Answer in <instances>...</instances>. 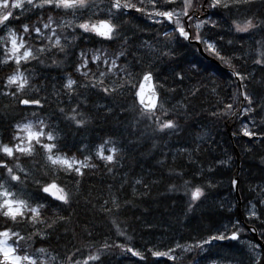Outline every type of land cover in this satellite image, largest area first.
<instances>
[{
    "label": "snow or ice",
    "instance_id": "1",
    "mask_svg": "<svg viewBox=\"0 0 264 264\" xmlns=\"http://www.w3.org/2000/svg\"><path fill=\"white\" fill-rule=\"evenodd\" d=\"M147 3L151 5V11H146L145 0H138V3L130 2V0H100V3H97L96 0H0V71H7L6 79H0V86L4 89L0 90V96L10 97L15 101V105H11L14 111L17 105L24 106L20 111H26L33 105L42 109L41 99L26 91L31 88L29 77L25 75L28 70L26 66L30 65L32 61L43 64L48 56L74 57L76 53L71 51L73 40L85 35L99 37L101 43L123 40L121 47L124 50L115 51L111 58L109 53L102 49L96 50L90 58L88 53L81 50L73 68L75 73H79L80 77H83V82L74 79L72 73H69L60 90H57L53 85V94L59 96L63 91L71 98L73 95H80L78 89L82 88L102 92L108 96L116 93L118 88H126L129 92H134V96L139 102V107L135 103L132 106V110L138 116V122L151 121L149 127H152L153 134H175L180 128V124L177 119L170 117L177 113L169 110L166 106L167 100L159 96L152 86L154 74L151 70L145 71L142 78L137 79V74L130 71L128 67L119 68V71L124 74V82L114 83L111 88L105 84L112 69L119 67L117 60L130 54L124 47L130 43L124 32L125 25L129 21L124 17L129 15L128 10L135 9L137 12L146 14L154 24H163L164 21H167V24L173 27L171 31H164L166 37H172L175 40L183 38L189 43L194 40L197 45L203 44L207 52L231 70L236 88L231 96L232 102L218 100L216 110L211 112V116L218 120H230L233 124L239 120L240 132H233V136L242 134L243 137L248 138V143L258 139L259 143L264 145V76L257 80L255 67L249 70L246 59L244 63H237L243 57L235 54L238 50L234 47V41H228V45L233 46L232 54L229 55L216 39L218 37L219 41H223L225 33L212 31L222 27L220 20H224V23L227 24L228 19H232L233 11L237 13L244 11L248 18L242 24L233 20L235 32L248 33L249 35L260 34L261 38L256 41L259 47L256 49V57L252 63L254 66H259V70L264 73V10H262L264 9V0H260L259 7H256L257 0H181L180 4H178V0H147ZM253 8H256V11H253ZM222 10L229 14L227 18L222 15ZM197 11L201 12L203 18L196 15ZM37 13H39L38 16ZM86 14L87 18H85ZM68 16H71V19H58V17ZM33 17L37 18L33 20ZM213 17L219 19H213ZM193 21H195L194 25ZM193 26L195 34L189 31V28ZM69 28L73 30L70 33L66 31ZM61 29L65 30L66 34H60L59 30ZM205 29L207 31H203ZM176 33L178 36L175 35ZM228 33H231V28L228 29ZM69 36L72 37L71 40ZM29 41L32 43L30 44ZM242 47L243 45H241ZM54 49L55 51H53ZM97 53H102L104 70L99 67L101 54ZM164 55H168V53H164ZM139 62L137 61V63ZM63 63L64 61L60 59L52 60V66L57 68L61 67ZM93 64L97 66L95 71L91 67ZM176 79L183 83V73H177ZM253 84H255L254 87ZM146 85L148 86L147 104L145 103ZM160 87L164 88L165 83L162 82ZM169 90L175 91V89ZM35 91L38 92L39 89ZM199 91V87H194L188 92V95L195 97ZM59 111L65 115V119L75 122L77 127L88 123L84 119L83 113L79 111V105L71 109V115L65 113L64 108H60ZM32 115L35 117L38 116V113L33 111ZM249 124H251V128ZM48 128L49 125L43 119H38L35 122L17 121L7 129L10 132L7 142H5V138L0 137V264H49L50 261L56 262V264H89V261L99 262L101 260V250L99 249L96 254L89 255L83 260L76 258L80 249L59 260L56 256L49 257L48 249L45 247L36 249L38 255L27 252L23 255L20 254L24 251L19 246L20 242L25 240V236L21 235L19 230L22 226L25 228L30 226L35 229L29 234V239L38 237L40 241H43L48 238L49 229H53L65 221H70V217L60 215L55 209H59L61 205L71 206L72 192L61 187L55 180L51 183L43 181L34 174L33 169H43L42 175H47L49 169H55L83 176V169L97 167L95 163H92V155H85L83 160H77L75 156L67 155L58 146L57 135L53 131H46ZM109 143H112L113 147L106 149V145ZM247 150L251 151V149ZM105 151L109 154L105 155ZM117 151L113 141L105 140L97 148L95 158L111 165L115 162ZM194 151H199V145ZM37 157L40 159L38 160ZM25 158L33 161V169L24 167ZM189 159L190 163H195L191 159V154H189ZM218 163L223 164L226 161ZM261 163L264 164V156H261ZM211 171L213 169L209 168V172ZM174 174L179 179H183L185 175L183 172ZM29 178L36 185L35 192L26 193L23 188L19 189V192L12 190L21 185L26 186ZM197 179H203L202 168L196 176H193L192 180H184L183 186L191 192V199L188 203L189 211L193 210L195 202L205 196L204 185L198 183L192 187L193 180ZM137 183L140 181L138 180ZM239 183L238 176L233 178L231 181L233 189L238 190ZM207 187H215V184L209 180ZM172 188L175 190L176 186L173 185ZM258 196L262 198L260 202L264 203V188L260 189ZM107 203L105 201V204ZM112 203L117 209L119 208L115 198ZM101 207L103 211H112V209ZM49 209H53V211L49 217H46L45 212H48ZM246 212H248L249 220L253 218L259 220L261 227H264V215L257 214L255 204L252 205L251 210L246 209ZM113 224L115 225V221ZM223 229V231L217 229L216 234L210 236L209 239L199 241L194 245L185 247L177 243L176 248L190 252L193 248L203 250V246L212 241L229 239L236 241L239 239V234L244 231V223L239 220L232 223L233 230L230 236L228 235L229 225H223ZM251 231L255 232L256 228H251ZM117 234L125 235L119 227H117ZM88 235L91 236V232ZM259 235L264 237V231H261ZM13 240L14 243H10ZM35 242L33 240V243ZM256 247L257 245L248 244L251 254L250 264H264V259L257 257ZM110 248H119L141 260L146 259L141 251L134 250L127 244H108L106 242L103 245V249ZM148 251L153 257L167 256L169 260L173 261L178 259L174 254L175 248H169L167 252L154 251L151 248ZM254 257L255 259H253Z\"/></svg>",
    "mask_w": 264,
    "mask_h": 264
},
{
    "label": "trees",
    "instance_id": "2",
    "mask_svg": "<svg viewBox=\"0 0 264 264\" xmlns=\"http://www.w3.org/2000/svg\"><path fill=\"white\" fill-rule=\"evenodd\" d=\"M96 2L100 3V0H96ZM130 2L138 3V0H130ZM257 2H260V0H257ZM145 7L146 11L152 10L151 5L147 3V0H145ZM128 12L129 15L125 16L124 19L128 20L129 23L125 25L124 32L127 38L130 40V43L124 47L129 51L130 54H127L126 56L121 57L119 60H117V64L119 67L112 69V72L109 73L108 79L105 81L107 87L111 88L114 83L119 84L124 82V74L119 71V68L128 67L130 71L137 74L138 70L136 69V67L141 65V62L144 60L149 61L150 63H152V65H155L156 68L160 69L167 67L168 64H174L172 61L173 58H175V56L179 58L182 55L179 51L178 53L176 52V54L171 53V50L168 47L166 50V53H168V55H165V61H162L158 56L159 52L157 51V44L164 41L172 45L173 43H177V49L182 51V53H187L194 60H202L197 55L196 47L193 44L188 43L181 38L179 40H175L172 37H166L164 35V31L167 30V28H169L167 31H171L173 26L170 27L165 21L163 22V24H154L151 20V22H149L146 14L137 12L135 9H130L128 10ZM38 15L39 13H37V16ZM36 18L37 17H33V20H35ZM85 18H87V14ZM247 18L248 15L242 18L228 19L227 24L224 23V20H220V24L222 27L220 29L212 30L213 32L223 31L225 33L223 41H219L218 37H216V39L218 40L219 45L223 46V48L229 55L232 54V49L228 45L229 40H233L234 44L235 42H238L239 45L240 43H245L247 37H251L256 41L259 40V33L249 35L248 33L235 32L233 20H235L237 23L242 24ZM58 19H71V16L58 17ZM213 19L219 18L213 17ZM165 25H167V28H165ZM229 28H231L230 34L228 33ZM66 31L70 33L73 30L69 28ZM191 31L193 34H195V28L191 29ZM203 31L207 30L205 29ZM59 33L66 34L65 30L63 29L59 30ZM175 35L178 36L177 34ZM241 37L243 39H240ZM69 39L71 40L72 37L69 36ZM29 43L31 44L32 42L29 41ZM122 44L123 40H117L113 43H110L108 41H104L103 43H101L99 37L88 35L77 38L73 40L71 48V51H74L76 55L74 57L70 56L73 59V62L68 69L65 67L67 69L66 71H64L63 68L64 64H62L59 68L52 66L53 59L64 60V58H67L62 55L48 56L45 58V62L43 64L32 61L30 65L26 66L28 70L25 72V75L29 77L31 84V88L27 89L26 91L28 94L41 99V102L43 104L42 109L33 105L30 106L26 111H20V109L24 106L17 105L14 111L11 105H15V101L8 100L0 96V114H6L8 116L5 132L0 134V137L5 138V142H7V137L10 135V132L7 131V129H9L12 124L16 123L17 121L35 122L38 119H43L49 125V128L46 129V131H53L54 134L57 135V144L67 155L75 156L79 160H83L85 155H92V163H95L97 165L95 169H83V176H79L75 173L68 174L64 171H57V173H54L51 170H48L47 175H42L43 169H33V161L25 158L24 167L33 169L34 174L45 182L51 183L53 180H55L61 187H65L66 190L71 191L73 196L71 200V206L61 205L59 209H55V211H58L60 215L70 217V221H65L64 223L57 225L55 228L49 229V236L47 239L43 241H40L38 237L29 239V234L35 231V229L31 228L30 226L27 228L22 226L19 229L21 235L25 236V240L21 241L19 245L20 248L24 250L20 254L23 255L25 254V252H27L28 254L36 255V249L40 247H45L49 251H52L51 248H53L58 243V236L62 238H64L65 236H69L75 242H80L82 244V247L80 248L81 251L77 254L76 257L80 260L87 258L89 255L96 254L97 250L99 249L101 250L100 256H102L103 253L112 254L115 257V264H203L202 261L207 258L209 253L222 250L221 247L223 245H229L230 249H233L235 252H231V254L220 253L215 258H212L213 260L211 262L214 264H230L234 261H238L240 255H235L236 250L240 251L238 249L237 240L226 242L214 241L215 244H205L203 246V250L193 248V250L190 252H185L182 248H179L175 253V255L178 257L176 261L169 260L165 256L153 257L151 255V252L148 251V249L151 248L154 251L165 252V250H168L172 247L173 239H170L168 241L157 240L159 242L155 244H148V242H155L153 241L155 238L150 234L152 232H155L157 227L159 229V226L157 225L163 227L166 226L168 222L171 223V220H173L172 223H178L181 219H188L192 216V213L196 208H200L203 205L204 198L201 197V199L195 202V204L193 205V210H188V203L191 199V192L186 190L183 185L184 180H192L193 178L188 177L192 174H186L187 171L189 172L190 168H183L179 171L185 173L184 178L180 179V189L177 192L170 194L174 196H180L182 198V208L179 209V211H176L174 209L167 211V208L171 205H169L168 203L163 204L162 202H160L157 206V210L155 211L156 213L154 212L153 214H150L147 212V210L144 211L141 219L139 220V218H137L136 222L134 223V226L136 227L132 225V227H134L133 229H128V226H126L122 222H118L115 225L113 224L116 229L117 227H119V229L125 233V235L123 236L118 235L117 231L113 228L111 229L112 234H109L107 232L108 230L105 231L102 229L104 226L102 223L103 218L107 217L109 212L103 211L101 206L111 209V207L114 206L112 203L113 198L116 199L125 194L117 188V190L108 189L107 192H100L101 188L97 187V185L101 183L100 179H106L105 176H103L102 172L108 173L109 176L110 174H112L108 170L109 168L130 163L132 161V158L127 155L126 151H117V154H119L121 158L117 160L118 155L115 154L114 164L108 165L106 164V162L95 158L97 149H87V145H96L98 148L99 145L102 144L105 140L113 141V136L121 133V128L123 126L132 127L131 124L140 126L146 121L138 122V116L132 110L133 104H136L134 92H129L126 88L120 90V95L126 100L125 106L116 105V98L113 95H109L106 98L102 97V99H100V94L102 92H97L95 90H86V92L96 93V98L99 103H103L104 106H107V114L104 117H101L99 114L86 113L84 110H82L81 103L77 100L79 95H73L70 98L68 95H65L63 91H61L59 96L54 95L53 87H50L51 85L49 82V75L52 72H55L58 76V72H60L61 70L64 71L63 74H60L58 76V80L56 83L57 90H60L62 88V83L69 73H72L74 79H77L79 82H83V77H80L79 73H75L73 68L74 63L79 58V53L81 50L88 53V56L90 58L93 53L96 52V50L102 49L104 51H107L109 53V57L111 58L112 54L115 51L124 50L121 47ZM258 47L259 45L256 44L252 48V54L255 57L256 49ZM53 51H55V49ZM97 54H101V63L99 67L101 70H104L105 65L102 62V53ZM235 54L238 55L237 52ZM214 58L217 59L216 57ZM217 60L224 67H227L219 59ZM137 61L140 62L137 63ZM91 67L95 71L97 66L93 64L91 65ZM141 69L142 68L140 67V70ZM177 69L179 73H182V71L178 67ZM194 72L197 73L196 78L198 80L195 79L194 81H192L194 83H191L188 80L183 81L184 90H182V93L184 94L180 97L183 98L186 96L185 92L189 86L198 84L196 87H199L200 91L195 97L188 95L186 96V98L180 99L179 101L181 103H184V101L190 99V102L187 101L186 105L188 106L186 107L188 112L196 110L201 111L202 115H205L202 116L203 121L190 131L195 133L198 129V137L192 136V140L189 143L186 140L187 136L177 135L178 131L172 135H174L173 138H176V140L178 141V146L181 145L186 147L187 154H192L197 157L199 165L194 167L196 168V171L198 167H200V169L202 168L203 170H205L206 168L208 169V166H213L212 162L218 163L219 161H226V163L223 164H216V167L222 168V165L226 166L225 171L229 183L227 189L229 192L227 193V197L222 203L217 204L216 200H214L215 202L211 204L209 203L210 207H212L211 210H209L208 208L203 210H201V208L199 209L200 222L199 224H197L198 231L196 229H193V237L182 238L183 242L181 243V245L185 247L188 245H194L199 241H203L205 236H212L216 234L217 229L223 231V225L225 224L229 225L228 234L232 232V223L238 220L236 208L234 207V203H232L233 200H235V196L233 194L232 186H230V181H232L233 177V171L235 170L237 165L236 152H239L242 158H240L241 161L238 177L240 181L239 193L242 203L245 204V211L248 207L246 206V199L248 198L254 199V203L258 205L256 208V212L258 215H263V213L261 212V207H264V205H259L261 200H258L259 202L256 200V192H252L250 189H247L250 185H252V183H255L256 186L262 188L264 187V179L259 178L256 174H264V164L261 163V156H264V145H261L258 139H254L252 143H248V138L243 137L242 134L233 136L231 139L228 130V124L232 121L218 120L211 116V112L216 110L218 100H224L225 97L227 102H232L231 96L236 91V88L235 83H233L234 80L231 76V73L227 72L226 69H221L216 63L208 61H205L204 65L199 66ZM6 74V70L0 71V79H6ZM225 85L229 86V91L227 92V95L229 94L228 97L225 95H220L221 91H225ZM36 89H39V91L36 92ZM213 89H215V91H213ZM70 100L76 101V106L68 105ZM77 105H79V111L83 113L84 119L88 121V123L82 127H77L75 122L65 119V115L59 111L60 108H64L65 113L71 115V109L77 107ZM220 107H223V105H220ZM109 109H111V111H109ZM33 111L37 112L38 116L34 117L32 115ZM171 111H174V108H172ZM95 118L100 121V124L98 125L99 127L97 129L93 130L91 129V121ZM99 118L104 120V122ZM106 119H108L107 122H105ZM241 119H243V117H241ZM249 127H252L251 124H249ZM233 128H236V130L232 131V135L233 132H240L241 124L239 123V120L236 121L231 130ZM111 145L112 143H109L108 145H106V148L110 147ZM197 145H199L198 152L194 151ZM247 149H251V151H248ZM154 150L159 151V147H156ZM131 152L134 154V151ZM254 153H256L255 156H259L254 157V159H257V161H255V167L253 166V169H255L254 171L256 173H252L250 169H246L249 162L248 156L254 155ZM105 154L109 153L105 151ZM150 154L154 155V151L150 152ZM203 154L207 155L206 160L198 158ZM37 159L39 160L40 157H37ZM117 174L118 173H115L116 176ZM65 177H71L72 180H64ZM169 179L177 181L179 178L174 175ZM89 181H93V183H91L88 188L89 192H85L83 190L87 182ZM168 182L169 181H166V183ZM198 183L201 182L193 180L192 187H195ZM73 186H82V191L74 189ZM19 188H23L26 193H33L36 191V185L32 182L31 178H29V180L27 181L26 186L21 185L19 186ZM105 201H107L108 203L105 204ZM33 206H35V203H33ZM51 211H53V209H49L48 212H45V216L49 217ZM169 215H176V217H172ZM146 218L148 219L146 220ZM245 220L247 222L253 223L256 226L258 233L264 231V227H261L259 220H255L254 218L252 220H249L247 216ZM50 222L51 220L49 219V223ZM201 229L202 231H200ZM89 232H91V236L88 235ZM242 233L245 235L247 234L246 231ZM261 239L264 241V237H261ZM33 240H35L36 242L33 243ZM106 242L108 244H127L128 246L133 247L134 250L141 251L146 256V259L141 260L139 257H134L131 253L123 252L119 248L103 249V245ZM10 243H14V240L10 241ZM73 252H76V250L68 251L69 254ZM117 254L122 255L123 259L119 258ZM89 264L101 263L100 261H89Z\"/></svg>",
    "mask_w": 264,
    "mask_h": 264
},
{
    "label": "bare ground",
    "instance_id": "3",
    "mask_svg": "<svg viewBox=\"0 0 264 264\" xmlns=\"http://www.w3.org/2000/svg\"><path fill=\"white\" fill-rule=\"evenodd\" d=\"M180 3H181V0H178V4ZM259 6H260V2H257L256 7H259ZM253 11H256V8H253ZM196 14L197 16H200L202 18L200 11H197ZM222 15L225 18L229 16V14L227 12H223V10H222ZM231 16H232V19H236V18H242L244 16H247V14L244 11H241L239 13L233 11ZM149 22L151 21L149 20ZM165 22L167 23V21ZM194 23L195 21H193V25ZM169 26L171 27L172 25H169ZM168 29L169 28H167V30ZM191 29H194V26L189 28V30ZM258 35L260 36V34ZM260 38L261 37H259V39ZM256 44L257 43L255 39L251 37H247L245 43H240L239 45L238 42H235L234 47L238 50L237 51L238 55L243 57V59H241L237 63H244V60L246 59L249 70H252L253 67H255L256 79L259 80L261 76H264V73H262L259 70V66H254L252 63V60L255 58V56L252 54V48ZM241 45H243L242 48H241ZM168 47L170 48L171 53L176 54V52L178 53L179 51L182 54L179 58H177L176 56L175 58H173L172 61L174 64L172 65L168 64L167 67L160 69V68H156L155 65H152V63H150L149 61L144 60L141 62V65L136 67V69L138 70L137 79L142 78V75L145 71L151 70L153 72L154 78L152 82L154 84L155 90L157 91L159 96L167 100L168 103L166 106L169 108V110L171 111V109L174 108V112L177 113V115L170 117L173 119H177L180 123V128L177 130L178 131L177 135L187 136L186 140L187 142L190 143L192 140V136L198 137V133H197L198 129L196 130L195 133L190 132V131L193 130L196 126H198L199 123L203 121L202 116H205V115H202L201 111H196V110H192L188 112V110L186 109V107L188 106L186 105H187V101L190 102V99L184 101V103H181L179 101L180 99L186 98V96H188L187 92L192 90L198 84L194 86H189L185 92L186 96L183 98L180 97L181 95L184 94L182 93V90H184V83H180L176 79L177 73H179L177 67L182 71L184 75V81L188 80L191 83H194L192 81H194L195 79L198 80L196 78L197 73L194 71L199 66L204 65L205 61L209 59L208 57H213V56L210 55V53H208L205 50L204 46H201L200 49L199 48L196 49L197 51L196 53L202 60H194L187 53H182V51L178 50L177 43L175 44L173 43L172 45L164 41L162 43L157 44V51L159 52L158 56L162 61H165L166 59L164 53H166V50ZM229 47L232 49L233 46H229ZM63 61H64L63 68H64V71H66L71 66L73 59L71 57H67V58H64ZM215 63L221 69H226L227 72L231 73V70L228 67H224L222 64H220L218 60H215ZM140 67L142 68L141 70H140ZM64 71L61 70L60 72H58V76L60 74H63ZM58 76L55 72H52L49 75V82L51 85L50 87H53V85L57 87L56 83L58 80ZM233 80H234L233 83H235L234 77H233ZM162 82L165 83L164 88L160 87V84ZM252 86L254 87L255 84H253ZM224 88H225V91H221L220 95L221 96L225 95L228 97L229 94L227 95V92L229 91V86L225 85ZM169 89H175V91L173 92V91H170ZM0 90H4L2 86H0ZM120 90L121 89L118 88L117 92L112 95L116 98V102H115L116 105L125 106L126 100L124 97L120 95ZM78 91H80L81 94L79 95L77 100L81 103L82 110H84L86 113L99 114L101 117H104L107 114L108 112L107 106H104L103 103H99V101L96 98V93L86 92V90L82 88L78 89ZM102 97L106 98L107 96L104 93H101L100 99H102ZM4 98L11 100L10 97H4ZM224 101L227 102L225 97H224ZM76 104L77 102L72 101V100H70V102L68 103V105L70 106H76ZM136 105L139 107V102L137 101V99H136ZM7 120H8V116L6 114H0V134L5 132ZM100 120L104 122V120L102 119ZM107 120L108 119H106L105 122H107ZM99 124H100V121L97 118L93 119L91 121V129L93 130L97 129L99 127L98 126ZM150 124H151V121H146L140 126L136 124H131L132 127L123 126L121 128V133L113 136V142L115 144V147L118 149V151H126L127 155L132 158V161L130 163L111 167L112 170L110 172L112 174H110L109 176H108V173L102 172L103 176H105L106 179H100L101 183L97 185V187L101 188L100 192H107L108 189L117 188V189H120L123 193H125L122 196L116 198V202L119 205V208L117 209L115 205L112 206L114 207V208L111 207L112 211L108 213L107 217L103 218L102 223L104 226L102 229L105 231L108 230L107 232L109 234H112L111 232L112 228L117 231V229L113 226V221H115V224H117L118 222H122L126 226H128V229L130 228L133 229L134 227H136L134 226L135 225L134 223L136 222L137 218H139L140 220L141 216L143 215V212L146 210L148 213L153 214L157 210V206L160 202H162L163 204L168 203L169 205H171L170 207L167 208V211H170L171 209L179 211V209L182 208V201H181L182 198L180 196H174L170 194L175 193L180 189L181 180L178 179L177 181H175L169 178L173 177L175 175L174 174L175 172H179L183 168H190L189 172L188 171L186 172L187 175L189 173L192 174L188 176L189 178L196 176L197 173L200 172L199 171L200 167L197 168V171H196V168H194L199 165L196 156L191 154V159L195 161V163H190L189 154L186 153V147L181 146V145L178 146L179 143H177L178 141L176 140V138H173L174 135L172 134L171 135L153 134L152 127H149ZM233 126L234 124L232 122L228 124V130H229L231 139L233 137L232 131L236 130V128H233L231 130ZM112 147H113V144L108 148H112ZM156 147H159V151L154 150ZM87 149L96 150L97 146L87 145ZM131 151H134V154ZM152 151H154V155L150 154V152ZM117 155H118L117 160H119L121 156L119 154ZM255 155L256 153H254V155L248 156L249 162L246 167V169L247 170L250 169L252 173L253 172L256 173L254 171L255 169L253 168L255 167L254 166L255 161H257V159L256 158L254 159V157H259ZM198 158L206 160L207 155L203 154L199 156ZM240 161L241 160L239 159L238 164L235 170L233 171L232 179L235 177V174H236L235 171L237 169L239 171ZM212 163H213V166L212 165L208 166V169L206 168L205 170H203V179H197V181L201 182L199 184H202L205 186V196L203 197L204 198L203 205L200 207L201 210L207 209V208L211 210L212 207H210L209 203L211 204L215 202L214 200L217 201V204L222 203L227 197V193L229 192L227 189V187L229 186V183H228L227 176H226L227 174L225 171L226 166L222 165V168L216 167V164L218 163H215V162H212ZM209 168H212L213 171L209 172ZM49 170H51L54 173L55 172L57 173V170L55 169H49ZM115 173H118L117 176L115 175ZM256 174L259 178L264 179V176H263L264 174L263 175H260L258 173ZM237 176H238V173H237ZM64 180L71 181L72 178L65 177ZM138 180L140 181V183H137ZM209 180H211L215 184V187H212V188L207 187ZM166 181H169V182L166 183ZM91 183H93V181L87 182L83 191L89 192L88 188ZM173 185L176 186L175 190H173L172 188ZM230 186H232L231 181H230ZM73 188L76 190L82 191V186H78V187L73 186ZM248 188L252 192H256V196L258 197L259 200L262 199L261 197L258 196V192L260 191V189H262V187L256 186L255 183H252V185H250ZM238 195L240 198V208L238 209V201H237L236 195H234L235 200H233L232 203H234V207L236 208L239 221L241 220L238 214V210L241 212V215L243 218V221L241 222L244 223V229H245L244 231H246V233L248 234L246 225H252L255 228L256 226L253 223L247 222L245 220L246 218V215L244 212L245 204L242 203L239 189H238ZM263 204L264 203L260 202V205H263ZM251 205L248 206V210ZM257 206L258 205H256V208ZM200 208H196L193 211L192 216L189 217L188 219L186 218L181 219L179 220L180 222L178 223L168 222L166 226H163V227L160 226L159 229L157 227L156 231L150 234L151 236L155 238L153 240L155 242H148V244H155L159 241H163V240L168 241L170 239H173L171 248H175V253H176V250L179 249V248H176V244L179 243L181 245V243L183 242L182 238L193 237V232H192L193 229H196L198 231L197 224H199L200 222L199 221L200 219L199 209ZM261 208H262L261 212L264 215V207H261ZM169 216L175 217L176 215H169ZM122 218H125V219H122ZM147 219L148 218H146V220ZM128 223L131 225H129ZM132 225L134 227H132ZM200 231H202V229ZM242 232L239 234V239L237 241L239 242L244 237L248 238L251 244L257 245V248L259 250V255H257V257L264 259V249L263 247H260L261 246L260 243L251 234L245 235ZM228 235L230 236L231 233H229ZM209 237H210L209 235L205 236L204 240L209 239ZM57 239H59L58 243L53 248H51L52 249L51 252L54 255H56L59 259H63L67 255H69L68 251L77 250L82 247V244L80 242H75L69 236H65L64 238L58 236ZM226 241H233V240L229 239L223 242H226ZM209 244H215V242L212 241ZM221 248L222 250L209 253L207 258H205L202 261V263L203 264H214L211 262L213 260L212 258H215L220 253L231 254V252H235L233 249H230L229 245H223ZM238 249L240 251L236 250V253H235V255H240V257L238 258V261H234L230 264H250L251 254L249 252L247 243L246 242L238 243ZM168 250H165V252H167ZM117 256L123 259L122 255L117 254ZM253 259H255V257ZM101 262L102 264H115L114 263L115 257L112 254L103 253V255L101 256L100 263Z\"/></svg>",
    "mask_w": 264,
    "mask_h": 264
},
{
    "label": "water",
    "instance_id": "4",
    "mask_svg": "<svg viewBox=\"0 0 264 264\" xmlns=\"http://www.w3.org/2000/svg\"><path fill=\"white\" fill-rule=\"evenodd\" d=\"M200 49V48H199ZM151 84H152V86H153V83L151 82ZM154 87V86H153ZM147 88H148V86L146 85V95H145V103L147 104V102H148V91H147ZM138 101V100H137ZM236 172V174H235V177L237 176V173H238V169L235 171ZM234 177V178H235ZM234 193H235V195H236V197H237V201H238V209L240 208V198H239V195H238V190H236V189H234ZM238 214H239V217H240V220L241 221H243V218H242V215H241V212L238 210ZM246 227H247V230H248V232L260 243V245L261 246H264V242L261 240V239H259V236H258V231H257V229H256V231L255 232H253V231H251V228H253L254 226H252V225H246ZM263 249H264V247H263Z\"/></svg>",
    "mask_w": 264,
    "mask_h": 264
},
{
    "label": "rangeland",
    "instance_id": "5",
    "mask_svg": "<svg viewBox=\"0 0 264 264\" xmlns=\"http://www.w3.org/2000/svg\"><path fill=\"white\" fill-rule=\"evenodd\" d=\"M244 149H245V147H244ZM23 175V174H22ZM19 187L18 188H14V189H12L13 191H17V192H19ZM247 189H249V188H247ZM256 200L258 201L259 199H258V197L256 196ZM254 199H252V198H249V200L248 199H246V206H249V205H251V204H253L254 203ZM259 202V201H258ZM249 203V204H248ZM260 205V204H259ZM264 205V204H263ZM251 208H252V205L250 206V208H249V210H251ZM247 209H248V207H247ZM177 215V214H176ZM245 215L248 217V212H246L245 211ZM176 217V216H175ZM173 220H171V222H172ZM158 223V222H157ZM173 223H175V222H173ZM155 224V223H154ZM170 225V224H169ZM157 226H159L160 227V225H157ZM243 243V242H246L247 243V245L250 243V241H249V239L248 238H243V239H241L238 243ZM255 252H256V254L257 255H259V250H258V248L256 247V249H255ZM48 256L49 257H51V256H56V255H54L51 251H48ZM57 257V256H56ZM58 260H59V258H58ZM49 264H56V262H52V261H50L49 262Z\"/></svg>",
    "mask_w": 264,
    "mask_h": 264
}]
</instances>
